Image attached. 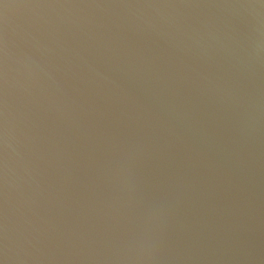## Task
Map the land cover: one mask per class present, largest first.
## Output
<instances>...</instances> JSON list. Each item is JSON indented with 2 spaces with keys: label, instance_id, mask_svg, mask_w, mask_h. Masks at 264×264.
<instances>
[{
  "label": "water",
  "instance_id": "1",
  "mask_svg": "<svg viewBox=\"0 0 264 264\" xmlns=\"http://www.w3.org/2000/svg\"><path fill=\"white\" fill-rule=\"evenodd\" d=\"M0 264H264V0H0Z\"/></svg>",
  "mask_w": 264,
  "mask_h": 264
}]
</instances>
